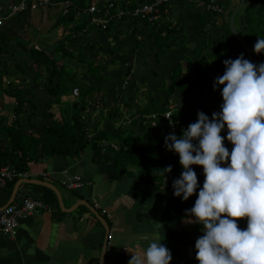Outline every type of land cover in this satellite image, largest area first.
I'll list each match as a JSON object with an SVG mask.
<instances>
[{
    "label": "crops",
    "instance_id": "0c3cea01",
    "mask_svg": "<svg viewBox=\"0 0 264 264\" xmlns=\"http://www.w3.org/2000/svg\"><path fill=\"white\" fill-rule=\"evenodd\" d=\"M15 1L17 0H0V17L8 13V6ZM204 1H175L171 4L170 17L175 21L174 26L177 24L176 26L183 28L187 47L194 48L199 40L197 16L206 15L203 10ZM235 1L231 0L230 7ZM92 2L91 0L89 6ZM228 2L229 0H221L222 6ZM61 11L57 7L13 16L4 20L0 27L1 33L12 41L15 48L14 50L10 46L1 55L2 59L9 62L7 67L10 68L8 77L2 79V87L11 84L21 89L31 87L34 90L32 104L36 110L31 109L33 117L26 116L28 126L34 130L48 123L51 118H61L58 106L49 102L46 92L49 88L47 71L40 73L38 84H35L32 79L33 62L28 61L29 50L32 48L47 52L53 61L61 60L54 45L61 39L62 30L71 28L69 23H60ZM193 20H196V24ZM148 22L152 21L148 19ZM116 26L117 28L107 33H89L78 44L79 48H84L80 54H85L89 61H102L106 67L104 75L108 78L107 82L99 83L84 73L79 76L85 82L84 87H94L86 100L88 111L85 120L88 124H98L102 111L106 114L103 106L113 104L117 99V108L122 113L121 121L124 120L123 125L129 127L133 121L132 116L135 119L141 117H138L140 111L136 104L147 106L151 96L163 97L164 84H170L171 75L178 65H185L182 53L171 50L160 56L158 49L152 47L155 40L153 24L143 23L135 30L129 21L116 23ZM210 33L213 38L227 39L222 21L221 25L212 27ZM175 48L182 50L186 47ZM15 63L27 73L17 69ZM210 87H213L211 83L205 89V100L211 103L213 109L218 110L211 99L215 90ZM217 91L220 92L219 89ZM77 98L71 93L63 101L72 103ZM171 100L169 108L174 109L177 102H181L179 93H175ZM12 105L14 106V100L0 92V115L12 119ZM156 115L149 117L150 125L146 123L150 133L148 130L138 136L141 138V145L147 149L165 139V129L159 122L161 118L157 115L159 120ZM87 116L92 120L89 121ZM192 167L198 170L196 165ZM26 174V179L47 181L57 189L59 186L63 189L62 184L73 176L82 179L84 186L81 189L74 192L63 189L67 204L58 190L65 208H70L78 200H84L108 224L111 238L107 240L103 264H129L135 253L143 255L144 249L154 238H164L161 243L171 250L173 257L170 264H199L195 242L202 235V225L188 222L185 211L194 205L198 190L187 201L174 196L172 183L179 178L176 175L152 184L145 180L139 181L127 173L117 172L111 163L94 161L90 149L74 158L55 157L31 163ZM203 180L198 178L201 186ZM27 186L29 188L24 190L19 187V194L39 200L50 211L38 209L20 220L14 239L0 235V264H99L97 257L102 250L105 232L94 215L83 206L72 213L61 212L52 191L40 186ZM11 191L9 187L0 190V208L8 202ZM246 220L247 218H240L241 227H245Z\"/></svg>",
    "mask_w": 264,
    "mask_h": 264
},
{
    "label": "trees",
    "instance_id": "16d2710c",
    "mask_svg": "<svg viewBox=\"0 0 264 264\" xmlns=\"http://www.w3.org/2000/svg\"><path fill=\"white\" fill-rule=\"evenodd\" d=\"M109 1L114 5V8L109 11L110 14L108 13L109 17L114 16L117 10L123 12L124 16L120 20L112 18L106 29L103 30L89 22L91 15L87 11L91 0H52V4L39 9L61 8L60 23H69L71 28L62 30L61 39L54 45L55 50L59 53L60 61H53L43 50L38 51L33 48L29 50L28 61H32L34 67L32 79L35 84H38L40 73L47 71L49 88L46 92L49 102L58 106L61 116L60 120L49 119L48 123L42 124L37 130L28 126L29 120L26 118V116L33 117L31 109L36 110L32 104L34 90L31 87L21 89L11 84L5 88L2 87V79L8 77L10 68L7 67L9 62L2 59L1 55L7 52L8 47L11 46L14 50L15 48L12 41L8 40L0 30V92L1 95L4 94L14 100L13 118L9 119L0 115L1 166H9L17 173H23L28 171L31 163H38L42 159L74 158L90 149L93 152L94 161L111 163L117 172L127 173L128 176L139 181L145 180L152 184L161 182L164 178L171 179L174 175L180 176L183 169L179 163V156L165 148V139L157 141L147 149L141 145V138L138 136H142L148 130L150 133V128L146 126L148 125L146 123H149L148 119L152 114H157L161 118L159 122L165 129L164 136L171 132H175L179 136L183 128L198 119V112L203 111L211 118L212 113L218 111L205 100L207 95L205 96L204 92L209 83L213 85L214 79L223 75V61L230 57L228 56V53L231 52L229 48L232 49L235 46L239 50V55L244 53L232 37L228 27V18L235 7L227 13V21L223 23L227 39L213 38L209 29L219 26L210 16L221 14L206 12V15H198L199 40L196 41L194 48H190L186 46L183 28L173 24L175 21L170 17L171 4L161 6L157 18L156 12L146 16L131 14L135 8L152 0ZM176 1L190 2L193 0ZM220 1L217 0V3L220 4ZM209 2L210 0H205L204 4ZM26 13H31V11L17 15L21 16ZM239 16L240 18L237 19ZM148 19L152 22H148ZM123 21H129L133 30L143 23L153 24L152 32L155 35V40L152 47L158 49L160 56L171 50L182 53L185 65H178L171 75L170 84L168 86L164 84L163 97L160 95L151 96L147 106L136 104L140 111L138 117H141L135 119L132 116L133 121L129 127L123 125L124 120L121 121L122 113L117 108V99L115 98L113 104L103 106L106 114H103L102 111V117L98 124H88L85 120V114L88 111L86 100L94 91V87L89 89L84 87L85 82L81 81L79 76L84 73L87 76H92L99 83L107 82L108 78L104 75L106 67L103 66L102 61H89L85 54H80L81 49L84 48H79L78 44L82 41L83 36L92 32L107 33L117 28L116 23ZM237 21L238 23L240 21L237 31L250 48L253 62L257 64L264 62V52L256 54L253 51L258 36L264 37V0H246L245 7L235 19V25ZM138 41H142V39H138ZM180 46L186 48L182 50L175 48ZM239 55H235V58ZM15 65L24 74L27 73L25 69L18 67L20 65L17 63ZM75 87L79 90V97L72 103L63 101V98L69 96ZM175 93H179L181 102H177V106L171 110L169 108L172 102L171 97ZM169 112L171 117L167 120L164 115ZM87 119L92 120L88 116ZM135 128L137 129L135 130ZM225 134L226 131L221 133V135ZM225 143L229 147L230 143L227 141ZM168 165H172V171L165 175L163 169ZM196 167L199 170L200 166L196 165ZM19 179L16 178L9 182L6 188L12 189Z\"/></svg>",
    "mask_w": 264,
    "mask_h": 264
},
{
    "label": "clouds",
    "instance_id": "9594fccd",
    "mask_svg": "<svg viewBox=\"0 0 264 264\" xmlns=\"http://www.w3.org/2000/svg\"><path fill=\"white\" fill-rule=\"evenodd\" d=\"M253 51L264 52V37L258 36ZM223 64V75L213 82L221 92L220 110L211 118L200 111L181 135L165 136V148L178 154L183 169L173 194L187 201L198 190L185 211L188 222L202 225L195 242L199 264H264V62L241 53ZM193 165L203 166L202 186ZM163 170L170 173L172 165ZM240 218H247L245 227ZM163 239L154 238L142 256L134 252L129 264H170ZM97 258L103 264L101 253Z\"/></svg>",
    "mask_w": 264,
    "mask_h": 264
},
{
    "label": "built area",
    "instance_id": "2783aa9c",
    "mask_svg": "<svg viewBox=\"0 0 264 264\" xmlns=\"http://www.w3.org/2000/svg\"><path fill=\"white\" fill-rule=\"evenodd\" d=\"M175 1L176 0H152L145 5L135 8L131 14L133 16H146L156 12L155 14H157L158 18L159 8L161 6L172 4L171 2ZM50 4H52V0H18L13 2L8 6V13L5 16L0 17V27L3 26L4 20L11 18L12 16L28 11H37L41 8H46ZM204 6L208 14L222 13L223 8H221L222 6H219L217 0H210V2ZM112 8H114V5L109 0H93L87 11L91 15L89 22L101 30L106 29L108 22L112 18H118V20H120V18L124 16L123 12L117 10V13L114 16L109 17L108 13ZM71 93L73 97L77 98L79 90L74 88ZM164 117L169 120L171 113H166ZM197 174L198 178L204 179L203 168H199ZM16 178H27V174L26 172L17 173L9 166L0 165V190L5 189L7 184ZM83 186L84 183L79 176H73L71 180L62 184L63 189L69 192L79 190ZM35 209H46V207L37 199L17 193L15 199L8 207L0 209V235L14 239L17 236L19 221L27 217ZM110 238L111 236L109 235L107 240H110Z\"/></svg>",
    "mask_w": 264,
    "mask_h": 264
},
{
    "label": "water",
    "instance_id": "95a60500",
    "mask_svg": "<svg viewBox=\"0 0 264 264\" xmlns=\"http://www.w3.org/2000/svg\"><path fill=\"white\" fill-rule=\"evenodd\" d=\"M245 4H246V0H239L237 7L230 14V17L228 19V27H229V31H230L232 37L236 40V42L242 48V50L245 54V58H247L253 62V55L251 53V50L247 46L245 41L243 40L242 36L237 31L236 25H235V19H236L237 15L243 10V8L245 7ZM231 147H232V145L230 144L229 148L231 149ZM23 184L40 186V187H43L45 189L52 191L56 197V200H57V203H58V206H59L61 212L68 214V213H72L73 211H75L80 206L87 208L95 216V218L101 223V225L104 229L105 240H104L102 250H101V255L104 257V253H105L106 245H107V237L109 235V226L107 225L106 221L98 214V212L94 208H92V206L89 203H87L84 200H78L70 208H65L63 201H62L61 193L59 192V190L57 189V187L55 185H53L47 181H40V180L26 179V178L17 180L15 182L13 188H12L8 202L1 209L8 207L13 202V200L15 199V196L18 192L19 187ZM99 264H101V262H99Z\"/></svg>",
    "mask_w": 264,
    "mask_h": 264
},
{
    "label": "rangeland",
    "instance_id": "374dc122",
    "mask_svg": "<svg viewBox=\"0 0 264 264\" xmlns=\"http://www.w3.org/2000/svg\"><path fill=\"white\" fill-rule=\"evenodd\" d=\"M93 1V0H92ZM238 3V0H236L235 2H234V5H231V7H230V3H231V0H229V2H228V4H223V6L221 7V8H223L222 9V13H221V15H218V16H213L212 17V15L210 16V18L211 19H214L215 21H216V25H221V21H222V23H224V22H226L227 20V13L226 12H228L229 10H231V8L232 7H237L236 6V4ZM171 3H174V2H171ZM201 5H202V7H203V4H202V2H201ZM222 4H221V1H220V4H219V6H221ZM227 6V7H226ZM234 8V9H235ZM203 10H205V12H206V9H205V6H204V9ZM233 10V9H232ZM35 13V12H34ZM240 16H242V14H240ZM240 16L237 18V19H239L240 18ZM193 22H194V24H196V20H193ZM239 23H240V21H239ZM239 23H238V21H237V23H236V26H237V30H239V27H240V25H239ZM210 29V31H212V28H209ZM225 30V29H224ZM229 38H230V36H229ZM231 39V38H230ZM235 45V44H234ZM229 50L231 51L230 53H228V56H230L231 58H235V55L237 56V55H239V50L234 46V48H229ZM229 57V58H230ZM227 59V58H226ZM224 70H225V68H224ZM224 70H222L223 72H224ZM222 72V73H223ZM210 89H213V87H210ZM141 94V93H140ZM211 99L213 100V102L215 103V106L218 108V110H220V105H221V103H222V96H221V92H219V91H217V90H215L214 91V93H212L211 94ZM9 101V100H8ZM11 102V101H10ZM12 107H13V105H12ZM172 110V109H171ZM172 128V127H171ZM170 128V129H171ZM24 188H29L27 185H22L21 186V190H24ZM58 189L61 191V193H62V195H63V200H64V202L67 204L68 203V200H67V197L65 196V192H64V190L59 186L58 187ZM82 208V207H81ZM80 208V209H81Z\"/></svg>",
    "mask_w": 264,
    "mask_h": 264
},
{
    "label": "bare ground",
    "instance_id": "6f19581e",
    "mask_svg": "<svg viewBox=\"0 0 264 264\" xmlns=\"http://www.w3.org/2000/svg\"><path fill=\"white\" fill-rule=\"evenodd\" d=\"M238 3H239V2H238ZM228 19H229V18H228ZM34 199H35V198H34ZM42 204H43V203H42ZM43 205L46 207V209H39V210L50 211L49 208H48V206H46L45 204H43ZM1 208H2V207H1ZM1 208H0V209H1ZM92 208H93V207H92ZM59 209H60V208H59ZM94 209H95V208H94ZM35 210H38V209H35ZM35 210H34V211H35ZM95 210H96V209H95ZM96 211H97V210H96ZM32 212H33V211H32ZM91 214H92V213H91ZM94 217H95V216H94ZM25 218H27V217H25ZM25 218H23V219H25ZM23 219H21V220H23ZM107 225H108V224H107ZM18 226H19V225H18ZM17 229H18V228H17Z\"/></svg>",
    "mask_w": 264,
    "mask_h": 264
},
{
    "label": "flooded vegetation",
    "instance_id": "af4514ba",
    "mask_svg": "<svg viewBox=\"0 0 264 264\" xmlns=\"http://www.w3.org/2000/svg\"><path fill=\"white\" fill-rule=\"evenodd\" d=\"M237 6V5H236Z\"/></svg>",
    "mask_w": 264,
    "mask_h": 264
}]
</instances>
